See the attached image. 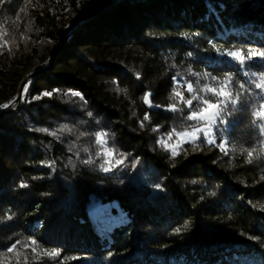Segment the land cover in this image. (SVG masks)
<instances>
[{"label":"trees","instance_id":"obj_1","mask_svg":"<svg viewBox=\"0 0 264 264\" xmlns=\"http://www.w3.org/2000/svg\"><path fill=\"white\" fill-rule=\"evenodd\" d=\"M0 264H264V0H0Z\"/></svg>","mask_w":264,"mask_h":264},{"label":"rangeland","instance_id":"obj_2","mask_svg":"<svg viewBox=\"0 0 264 264\" xmlns=\"http://www.w3.org/2000/svg\"><path fill=\"white\" fill-rule=\"evenodd\" d=\"M217 107L211 106L197 116L203 122L212 124L217 119ZM206 124V125H207ZM195 136H190L188 140H193ZM186 141V140H185ZM183 140V142H185ZM87 216L94 232L103 238H109L111 232L121 225L125 224V216L117 209L116 206L105 204L95 198L90 199V205L87 209Z\"/></svg>","mask_w":264,"mask_h":264},{"label":"water","instance_id":"obj_3","mask_svg":"<svg viewBox=\"0 0 264 264\" xmlns=\"http://www.w3.org/2000/svg\"><path fill=\"white\" fill-rule=\"evenodd\" d=\"M20 101H21V96L19 95L18 98H17V102L14 105L18 104ZM6 112H7V110H5L3 112V114L6 113Z\"/></svg>","mask_w":264,"mask_h":264}]
</instances>
